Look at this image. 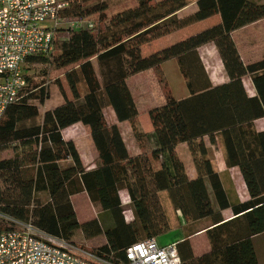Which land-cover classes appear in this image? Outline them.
<instances>
[{"label": "trees", "instance_id": "1", "mask_svg": "<svg viewBox=\"0 0 264 264\" xmlns=\"http://www.w3.org/2000/svg\"><path fill=\"white\" fill-rule=\"evenodd\" d=\"M197 11L178 16L192 0H135L131 7L110 14L112 0H70L63 17L86 22L56 31L51 57L36 55L28 66L53 71L75 66L65 74L74 100L43 116L40 106L50 99L49 82L26 76L27 86L0 122V213L70 244L77 231L87 239L102 234L107 244L95 252L125 262L132 244L157 239L170 230L161 193L187 221L210 218L211 250L196 257L189 240L177 244L181 264H259L253 237L264 233V131L255 122L264 119V57L245 64L233 34L264 20V0H195ZM98 16L97 24L92 18ZM220 17V22L194 36L149 56L143 47L195 23ZM92 23L93 27L89 26ZM213 44L228 82L213 85L199 50ZM96 61L100 84L91 68ZM176 61L186 82L187 95L150 111L151 134L138 124L140 112L128 80ZM256 91L251 97L244 79ZM83 86L86 91L84 94ZM112 108L119 122H128L140 154L132 156L121 129L108 123ZM84 123L99 154L100 167L88 171L77 146L63 131ZM221 135L229 167H239L251 200L233 208L238 218L225 222L215 211L207 180L217 177L205 137L214 143ZM187 144L198 177L189 179L177 147ZM6 157H3V154ZM70 163L68 164V162ZM64 163H67L63 165ZM131 198L134 222L127 224L120 192ZM87 193L91 202L112 214L114 226L103 228L100 219L81 224L71 198ZM0 220V233L15 230Z\"/></svg>", "mask_w": 264, "mask_h": 264}, {"label": "built area", "instance_id": "2", "mask_svg": "<svg viewBox=\"0 0 264 264\" xmlns=\"http://www.w3.org/2000/svg\"><path fill=\"white\" fill-rule=\"evenodd\" d=\"M70 0H0V122L27 86V60L51 57L56 31L86 22L65 18ZM92 28V23H89ZM15 230L0 233V264H181L177 244L161 246L156 239L130 245L125 262H115L95 250L70 244L37 229L31 223L0 213Z\"/></svg>", "mask_w": 264, "mask_h": 264}, {"label": "rangeland", "instance_id": "3", "mask_svg": "<svg viewBox=\"0 0 264 264\" xmlns=\"http://www.w3.org/2000/svg\"><path fill=\"white\" fill-rule=\"evenodd\" d=\"M114 3L110 14L118 12L122 9L131 7L135 4V0H112ZM159 1V0H158ZM197 11L196 1L192 0L190 6L184 11L181 15H178L181 18H186L192 13ZM98 16L92 18V23L97 24ZM220 22V17L215 16L208 20L195 23L185 29L176 31L171 35L158 39L151 44H148L143 47V55L149 56L155 52L161 51L167 47H170L188 37L194 36L202 31H205L212 26ZM66 27V26H65ZM235 41L239 48L242 51L243 56L246 60H257L264 57V21L260 24L254 25L249 29L244 31H239L235 35ZM210 45V44H209ZM201 56L204 59V63L214 80L218 82L224 81L226 79V72L223 66V63L214 48V45H210L201 49ZM92 72L94 75L95 82L100 84V74L96 61H91L90 63ZM69 67L67 69L53 71L50 76L46 79L44 77L45 67L42 65L36 66H26V75L34 76L36 82H41L47 80L50 88V99L46 102L44 106H40L41 116L48 110H53L56 107L65 103L66 98L61 93L58 81L65 91L68 100H74L71 94L69 85L65 78V74L73 69ZM128 86L134 97L140 116L138 119V124L141 129L147 128L148 125H153L150 118V111L154 108H157L163 105L166 102V98L169 95L174 96L177 99L185 97L188 93L186 88V82L183 76L179 73L178 66L176 61L167 62L162 67L157 70H151L144 72L142 74L133 76L128 81ZM83 91L85 94V87L83 86ZM107 115V116H106ZM106 119H109L111 122L110 112H106ZM128 126V125H127ZM130 126V125H129ZM131 128V127H130ZM154 128V127H153ZM132 132V130H131ZM125 135L127 136V130L125 129ZM65 138L72 140L80 148L82 152H91L92 142L90 141V129L88 125L81 123L79 125H74L65 131ZM134 138V137H133ZM131 143V140H128ZM9 154H3V157H6ZM67 164V163H65ZM80 201V200H79ZM81 202V201H80ZM82 203V202H81ZM82 204L78 202L75 203L76 211H79V220L84 219V216H88L91 212V209L88 208V212L84 214V211L81 207ZM106 237L101 235L98 239L90 240L83 236L82 231H77L74 237V242L76 245H86L90 248H96L106 243ZM178 235L168 232L160 236L157 240L158 243L163 246H169L177 244ZM82 246V245H81Z\"/></svg>", "mask_w": 264, "mask_h": 264}, {"label": "crops", "instance_id": "4", "mask_svg": "<svg viewBox=\"0 0 264 264\" xmlns=\"http://www.w3.org/2000/svg\"><path fill=\"white\" fill-rule=\"evenodd\" d=\"M185 10L180 12L178 15H181ZM219 17V16H218ZM264 20L259 21L255 24H252L248 27H245L244 29H241L239 31H244L246 29H249L250 27H253L254 25L262 23ZM236 31L233 34L234 35L239 32ZM235 40V37H234ZM236 42V41H235ZM237 44V43H236ZM212 45V44H210ZM209 44L207 46H210ZM206 47V46H204ZM202 47V48H204ZM238 50L240 52V55L245 62V64H250L254 63L260 59L257 60H246L245 57L242 54L241 49L237 45ZM201 48V49H202ZM216 49V47L214 46ZM201 49L199 52H201ZM217 51V49H216ZM218 53V51H217ZM201 55V53H200ZM219 55V54H218ZM202 58V56H201ZM262 59V58H261ZM203 62L204 59L202 58ZM172 63V61H170ZM169 63V62H168ZM205 64V63H204ZM206 66V65H205ZM207 69V67H206ZM179 70V68H178ZM208 71V69H207ZM209 73V71H208ZM142 74V73H141ZM210 75V73H209ZM226 79L222 82H218L211 77V81L213 85H222L228 82V77L227 74H225ZM130 80V79H129ZM128 80V81H129ZM244 84L246 87V90L248 94L253 97L256 96V91L255 88L253 87L252 81L250 78H245L244 79ZM110 112V118L111 122H109V119H107L108 123L111 125H117L120 127L123 138L125 140V143L127 145V148L132 156H137L140 154V149L135 141V139L132 136L131 128L129 126L128 122H119L117 115L115 111L112 108H109L105 110V115L106 112ZM107 116V115H106ZM107 118V117H106ZM81 124V123H79ZM77 124V125H79ZM128 125V126H127ZM257 131H264V119L258 120L255 122ZM76 126V125H75ZM125 129L127 130V136L125 135ZM144 133L146 134H151L154 131L153 125H148L147 128H143ZM65 131H63V137L65 140ZM222 136L216 135V140L214 143H211L209 141V137H205L204 140L206 142V148L209 152V157L211 159V163L213 166V169L215 173L217 174V177L211 180H207V186L209 188V192L212 198V204L213 208L215 211L219 212L222 216L225 222H230L232 220H235L238 218L237 214L233 211V208L235 206H238L239 204L246 203L251 200L247 185L245 183V180L243 178L241 169L239 167H229L227 163V153H226V148L224 146L223 140L221 138ZM91 138V135H90ZM128 140H131V143H129ZM67 141H72V140H67ZM90 141L93 143L92 147L89 148L91 149V152H82L80 148L77 146L78 152L80 154L81 160L83 162L84 167L88 171L96 170L97 168L100 167V159H99V154L96 150L95 144L92 140ZM75 143V142H74ZM177 152L179 157L183 160L187 175L189 179L195 180L198 177L197 169L194 164L193 156L190 152L189 146L187 144H181L177 147ZM70 161L68 162V164ZM65 165V163L63 164ZM120 198L122 200L123 204V214L125 218V222L127 224H130L134 222L135 220V215L132 210V205H131V198L129 195V192L127 190H123L120 192ZM77 219L81 224H85L87 222H90L95 219H100V222L103 226V228H112L114 226V221L112 218V214L108 212H104L102 208L99 205H95L91 202L89 196L87 193H81L79 195L73 196L71 198ZM82 202H80V201ZM161 200L163 204V208L166 212L167 218L169 220V225H170V230L169 232H172L176 235H178V241L177 244L180 242H183L184 240H189L193 249V252L196 257H200L202 255L207 254L211 250V242L208 237V231L215 228L216 226L213 224L212 220L210 218L207 219H202L199 221H187L181 211L175 210L171 201L169 200L168 194L166 192L161 193ZM78 202L79 204H82V210L84 211V214L88 212V208L91 209V212L88 216H84V219L81 221L79 220V211H76V206L75 203ZM86 211V213H85ZM104 235V234H102ZM84 236V235H83ZM105 236V235H104ZM85 237V236H84ZM106 237V236H105ZM98 239H90V240H95ZM158 239V238H157ZM156 239V240H157ZM106 243L98 246L96 248H90L86 245L81 244L84 247H87L90 250H96L104 245L107 244V238L105 239ZM158 241V240H157ZM253 243L254 247L257 253L258 261L259 264H264V233L258 236L253 237ZM161 245V244H160ZM163 246V245H161Z\"/></svg>", "mask_w": 264, "mask_h": 264}]
</instances>
